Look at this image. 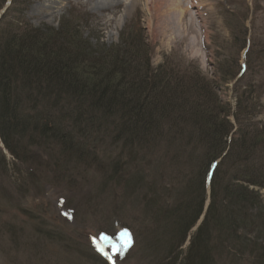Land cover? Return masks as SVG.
I'll return each mask as SVG.
<instances>
[{"label": "rangeland", "instance_id": "374dc122", "mask_svg": "<svg viewBox=\"0 0 264 264\" xmlns=\"http://www.w3.org/2000/svg\"><path fill=\"white\" fill-rule=\"evenodd\" d=\"M113 1L103 6L98 0H19L18 5L22 2L23 6L16 8L23 9L24 21L42 29L49 39L54 38L53 48L61 50L57 57L63 59V68L55 75V83L59 79L65 91L60 95L63 102L59 104L63 105L56 109L69 110L72 104L77 111L81 104L76 98L80 95L75 92L77 81L89 90L97 81L108 84L109 75L111 81H119V75L113 74L114 49L119 62L129 57L131 66L136 62L130 69L138 67L141 73H150L148 80L162 77L158 92L172 103L173 110L193 116L180 123L177 118L168 121L170 125L178 123V132L185 138L196 137L200 129L210 133L199 120L202 118L196 116L201 109L195 110L187 100L193 101L187 88L196 82L208 94L213 91L217 96L213 99L222 108L216 121L220 127L217 134L224 136L232 125L228 141L233 139L234 146L238 145L241 127L231 114L237 113L243 96L238 113L241 118L248 113L244 126L259 138L257 134L264 132V0H206L202 4L180 0L191 5L181 28L167 27L165 22L162 26V20L157 23L149 9L153 0ZM15 17L18 15L11 13L6 18L0 37L5 23ZM72 73L77 81L71 78ZM72 93L74 101L69 102ZM150 93L148 90V98ZM131 94L134 96V91ZM138 98L133 97V102ZM72 117L63 120V137L57 132L49 134V130H43V139L37 132L26 135L25 141L32 140L31 146L24 149L28 164L16 161L0 139V264H167L181 252L179 263L211 203L209 179L199 219L184 245L167 261L179 233L195 214L188 208V215L179 216L176 204L194 207L208 158L216 157L221 167L217 175L221 180L215 189L218 203L229 194L225 186L231 192L234 186L243 185L235 180L237 171L243 170V162L224 158L233 145L221 152L225 138H216L213 147L196 161L199 153L183 154L178 142L170 143L174 138L165 128L161 134L155 128L148 130V135L135 142L137 136L119 128L120 123H95L98 130L91 131L81 125L77 115ZM37 125L43 128L46 123ZM77 126L86 134L81 135ZM259 145L258 151L264 152V141ZM16 146L19 148L18 143ZM127 157L131 164L126 163ZM247 162L246 167L252 170L257 163L252 156ZM140 169L149 172L148 182L155 186L153 193L146 183L137 180L135 171ZM254 171L259 172L253 181L264 185V172ZM253 188L259 193L254 202L264 210V189ZM227 198L222 201L223 208L217 205V226L212 225V217L209 219L213 260H205V264H263L264 235L255 236L247 223L248 216L256 220L258 209L248 214L235 212V201ZM233 212L240 222L234 221ZM228 220L236 226L231 231L226 228ZM214 228L219 230L214 232ZM125 231L130 245L118 251L125 241L121 235ZM172 235H177V240L173 241ZM104 236L108 241L101 239Z\"/></svg>", "mask_w": 264, "mask_h": 264}, {"label": "trees", "instance_id": "16d2710c", "mask_svg": "<svg viewBox=\"0 0 264 264\" xmlns=\"http://www.w3.org/2000/svg\"><path fill=\"white\" fill-rule=\"evenodd\" d=\"M7 2L8 0H1L0 13L6 7ZM18 2L19 0H12L11 5L7 8L0 20V27H2L9 14L12 13L13 15H18V18L15 17L12 22L7 21L5 23L6 28L3 29L0 37V139L4 148L16 161L28 164V161L25 160L26 151L24 149L31 146L32 140L25 141L27 134L37 132V134L39 133L40 137L43 139V130L44 132L45 130H49V134L57 132L60 137H63L62 135L64 132H62L61 129L64 123L63 120L70 119L73 115H77L78 119L82 121L81 125L87 126L91 131H94L93 128H95V123L98 125H113L120 123L118 126L119 128H123V130L126 129L127 131L132 132L131 134L137 136L135 142L136 139L142 140L148 135V130L152 131V129L155 128V130L159 131L161 134L162 129L164 131L165 128L168 130V134L173 135L174 139L171 140L170 143L175 145L174 140L178 142L180 145L179 148H181L183 154H190L193 156L195 155L194 153H199V155L195 157L196 161H200L201 157L207 153V150H210L213 147L216 138L217 140L225 138V142L221 147V152L224 153V151L227 150L228 145L229 147L231 144L233 145L234 149H232L231 152H229V150L225 152L226 155H224V158L227 160H233L239 164L243 162V170H238L235 176L236 182H243V185H238L237 187L234 186V188L231 187L233 189L231 192L229 190L230 188L226 189L227 186H225L224 191H227L229 194L223 196L222 200L218 203L216 201L217 194L215 193V189L217 187L216 182L221 180V178H217L221 167H219L220 165L216 167L210 181L211 203L208 207L204 221L200 228L192 235L190 246L186 250L184 257H182L179 263H177L179 253H176L175 255V252L184 245L190 230L195 225L203 211L204 200L206 198L205 189L207 178L212 165L217 161L216 157L208 158L207 170L202 183L201 193L198 195L194 207L189 203H186L185 205H181V203L176 204V207H178L176 213H178L179 216L182 217L188 215L187 212H189L190 208L191 210L194 209L193 211L195 214L193 216L190 214L191 218L189 221L191 222L186 226L184 231L179 233V238L177 235L176 237L172 235V240L175 241L178 238V241L176 247L174 246L173 248V253L166 257V260L169 261L173 255H175V259L167 264H205V260H213V251L209 247L210 243L213 242H211L212 237L211 233H209L210 229H208L207 226L210 217L213 218L212 225L217 226V219L219 216L217 214V208L218 206L222 207L223 202L228 200V196L233 198L237 205V208H233V211L235 212L241 210V213L245 212V214H248L249 211L258 209L256 210V212H258L256 220L263 224L256 223V220L249 219V216L247 217V223L252 227L255 236L257 234L258 236L264 235V210L260 207L259 202L258 206L255 204L254 201L259 197V193L258 190L255 191L253 188L264 189V185L253 181L257 178V173L259 172L254 170L259 169L264 172V161H261L264 152L258 151L257 149V147L260 146L259 144L264 141V132H259L257 134L259 138L256 139L249 131V127L244 126L245 122L249 120L247 119L248 113H244L245 115H242L243 118L240 117L241 113H238L239 110H242L241 103L243 96L240 97L239 103L237 104V113L231 114L238 120L241 127L239 133L240 140H238V145L234 146L235 140L231 139L228 141L229 134L233 128L232 125L229 124L224 136L217 134L220 127L217 128L219 124L216 121L218 117L221 116L220 112L222 111V108L215 100L217 98V96L215 97V93L212 91V95L211 93L208 94L205 92L204 86L198 87L197 82L193 83V86H188L189 88H187V91L192 93L191 97H193V101L191 99L187 100L193 103L195 110L201 109L199 113H196V116L202 118L199 120H202V122L207 125L206 127L209 128L208 131L210 133L205 134L200 129L196 137L190 135V137L185 138L180 132H178L180 129L177 124L184 122V118H189L192 115L190 116L186 112L182 113L173 110L174 108L171 106L172 103L166 101L165 97L158 92L157 89L160 88L158 84L162 82V77H154V79L151 78L148 80V75L150 76V73H141V71L137 70L138 67L130 69V67L136 65L134 64L136 62H132L131 66L129 57L122 62H119L117 60V52L115 54L114 49H112L114 58L113 62L115 64L112 66L115 71H113V74L115 77L119 75V81H111L109 75L107 78L109 82L108 84H103L104 81H97L93 83V88L89 90L88 87L83 88L84 85L81 81H77L78 79H76L75 75L72 73L71 78H74L77 81V90L75 92L76 94H80L76 96V98L77 100H80L81 104L77 108V111L72 108V104L68 105L67 109L69 110H65V107L58 110L56 108L63 105L59 104L63 102V100L60 99V95L65 91L62 90V85L59 79L55 83V75L61 73L60 68H63V59L59 60L57 57V54H59L61 50L58 49V51L53 48L54 38L49 39L42 29L34 28L24 21L23 9H19V7L23 6V3L21 2L18 5ZM16 6L19 7L16 8ZM128 52L131 53L132 51L129 49ZM75 74L77 73L75 72ZM119 83H122V86L119 85ZM149 84H151V89ZM148 90L151 92V98L147 97ZM132 91H134V96L131 94ZM70 95L71 96L68 95L69 102H72L74 101L73 98L75 97V94L72 93ZM133 97H139L138 101L133 102ZM86 99L90 100V102ZM84 103L87 105H84ZM94 103H97V105H94ZM174 118H177L176 121L178 122L171 123L175 132H173L171 125L168 124V121L170 122V120L175 121ZM221 121H223V119H220L219 123H221ZM38 123H46V125H44L43 128H39L37 125ZM76 128L81 135L86 134V132L80 130L79 126ZM95 129L98 130L97 128ZM31 136H33V134ZM132 136L130 135L129 137ZM16 140L19 148L16 146ZM61 140L64 139L61 138ZM250 156L257 161L256 164L254 163L253 170L246 167L247 158ZM126 159H128L126 163L131 164V159L129 157ZM137 160L139 162L140 159L137 158ZM137 164L139 165L140 163ZM224 166L225 165H223V167ZM135 172V176L138 178L137 180H140L142 184L146 183L147 185H144L150 188L149 191L153 193L155 186L153 183L148 182L151 177L149 176V172L144 169ZM262 178L264 180V174ZM250 199L252 200L250 201ZM188 208L189 210L187 211ZM235 212L232 213V217H234V221L237 220L240 222L235 216ZM241 217L240 214L239 218ZM252 218H255V216ZM241 223L244 225L246 222ZM226 225V228L229 227L227 228L228 231H231V229L236 227L231 220L229 223L227 222ZM217 230H219V228H214V232H217ZM212 235H214V233H212Z\"/></svg>", "mask_w": 264, "mask_h": 264}, {"label": "bare ground", "instance_id": "6f19581e", "mask_svg": "<svg viewBox=\"0 0 264 264\" xmlns=\"http://www.w3.org/2000/svg\"><path fill=\"white\" fill-rule=\"evenodd\" d=\"M195 1L199 4H202L206 0H195ZM98 2L104 6L108 3H113L114 1L113 0H98ZM192 2H190V3L192 4ZM190 8H191L190 4L187 5L185 2H182L180 0H153L151 2V4H149V9H150V11H152L151 13H152L155 21L158 23L159 20H162V23H161L162 26H163V22H165L164 23L165 26L173 27V28H175L177 26H179V28H181V26L185 24L184 21H185V18L190 11ZM192 22H193V19L191 17L189 25H191ZM187 26H188V24H187ZM188 28H190V26H188ZM216 163L218 166L219 162L216 161ZM208 179H209V176H208L207 180ZM190 241H191V239H190ZM136 245H137V241H136V244H135L134 248L132 249V251L135 249ZM189 246H190V242H189L188 247ZM179 253H181V252H179Z\"/></svg>", "mask_w": 264, "mask_h": 264}, {"label": "snow or ice", "instance_id": "6c2138e0", "mask_svg": "<svg viewBox=\"0 0 264 264\" xmlns=\"http://www.w3.org/2000/svg\"><path fill=\"white\" fill-rule=\"evenodd\" d=\"M121 235H122V238H125V241H124V243L122 244L121 248L118 249V251H122L124 248H126V247H128V246L130 245V241L126 239V238L129 237V233H128L127 231H125V232L122 233ZM101 239L104 240V241H108L109 238L106 237V236H104V237H102ZM98 247H99V245H98ZM101 250H102V249H101Z\"/></svg>", "mask_w": 264, "mask_h": 264}]
</instances>
